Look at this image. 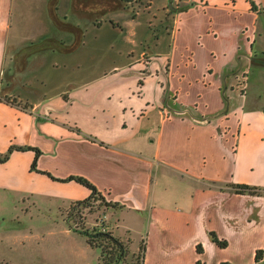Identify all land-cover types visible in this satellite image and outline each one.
<instances>
[{
  "label": "crops",
  "instance_id": "0c3cea01",
  "mask_svg": "<svg viewBox=\"0 0 264 264\" xmlns=\"http://www.w3.org/2000/svg\"><path fill=\"white\" fill-rule=\"evenodd\" d=\"M22 1L20 7L0 0V92L31 107L0 98V152L11 144L39 147L40 169L85 176L107 200L122 204L118 210L132 212L148 232L144 264H208L211 258L254 264L256 251L264 250V195L240 194L233 185L264 188V92L248 78L254 66L264 71L253 59L264 56V0H169L176 8L170 50L153 52L142 41L137 54L135 37L123 38L127 60L78 61L77 77L87 76L50 96L29 85L32 60L34 71H61V55L86 43L84 16L101 26V16L109 15L118 26L112 14L153 0H38L32 35L28 0ZM20 56L15 80L12 62ZM202 117L211 119L196 122ZM34 157L32 150H16L0 163V197L21 203L10 213L12 225L0 223V264H99L96 248L59 205L87 198L90 189L30 171ZM167 183L179 185L176 197ZM50 200L57 206L26 205ZM126 230L130 238L119 237L137 254L142 239L132 250ZM212 232L228 245L220 247Z\"/></svg>",
  "mask_w": 264,
  "mask_h": 264
},
{
  "label": "rangeland",
  "instance_id": "374dc122",
  "mask_svg": "<svg viewBox=\"0 0 264 264\" xmlns=\"http://www.w3.org/2000/svg\"><path fill=\"white\" fill-rule=\"evenodd\" d=\"M36 3L31 4V1L28 0V4L25 3L24 10L25 18L31 21L32 26L28 27V34L32 35L34 32L32 29L35 25L34 21L38 16V12L40 10L38 0H35ZM18 4L23 5L24 1L17 0ZM96 4V3H95ZM145 6V5H144ZM142 4L136 3L135 7L129 10V12L123 11L121 13L112 14L111 17H114L115 21H118V26H114L110 22V16L104 15L101 16L102 25H98L94 22L91 16H84L83 20V27L84 31L87 35L85 41L86 43L80 48L78 51L73 53L72 55H61V59L59 63L61 64L62 70H46L44 72V77L48 81L46 85L40 82L41 80V72L34 71V61L32 60L31 68L29 71V85L35 89H40L42 94L47 96L53 95L58 93L59 91L63 90H70V83L72 80L87 76L85 71L78 72V77L76 74V62H82V64H86L87 62H91V58L95 57V63L100 60V63L109 62V59L116 58V59H125L129 58L128 53L124 51V47L128 49V39L123 43V38H132L137 41V46L135 49L137 50V54L139 53L141 47L138 44L144 45L148 43L153 49V52H164L166 50H170L173 44V37L172 31L174 29L173 20L174 15L176 12L174 11V5H170V1L166 0H153V5L149 7H144ZM64 9H72L71 2L67 4V7L64 6ZM136 9V10H135ZM135 10V11H134ZM176 10V8H175ZM134 11V12H133ZM136 12V13H135ZM137 15V16H136ZM136 17V18H135ZM261 27V26H260ZM26 30V29H25ZM134 32V33H133ZM195 33V32H194ZM103 37L101 40L100 38L96 37ZM145 41V44L144 42ZM31 43V42H29ZM27 54V53H26ZM25 56L27 57V55ZM24 56H20V59H15L12 62L14 64L12 75L14 79L17 80V77L20 74V69L18 67V63L23 62ZM254 65H258L257 63H264V56L260 59L258 55L254 58ZM64 63H67L64 65ZM259 67H253L249 70L248 78L251 84V88L260 87V91L264 92V82H258L259 80H264V71H259ZM8 71V70H7ZM5 71V77H8V72ZM31 72V73H30ZM259 73V74H258ZM238 83L241 84L245 80V74H241L239 76ZM21 82V79H19ZM78 82V80H76ZM30 90L29 88L26 91ZM243 90V89H242ZM0 96L6 97L4 95V90H1ZM40 93L38 92V95ZM9 98L10 101H16V99ZM264 100V99H262ZM214 105H212L213 107ZM39 119H43L39 117ZM171 188H173V194L175 197L178 193L179 185L177 183H167ZM0 195L2 193L0 192ZM51 202L43 203L37 201V203H28L26 205H30L32 208L34 207H46V206H57V203H54L55 200H50ZM73 201L62 202L59 204L63 208L69 211L70 207L72 206ZM174 203L176 205H180L181 203V196L178 199H174ZM55 204V205H54ZM16 205H21L20 200H14L11 196H7L6 198L0 197V223L1 224H13L14 221L10 220V213L15 212L13 211ZM68 217V221L72 222L73 225L76 226H85L88 228H92L95 225H103L106 227L107 230H111L115 235L124 238L125 232L127 233L126 237L129 235L126 228H131L130 235L133 239L130 248L132 250H136L139 248L140 241L142 237L148 235L147 230L144 229L145 226L140 227L139 220L138 223L134 220L135 216L132 212H121L118 208H110L105 205V203L99 200H93L90 202L89 206H76V209L72 213L66 214ZM50 217L49 215L42 216L43 219H47ZM53 217V216H52ZM120 218L121 223L118 224L119 228H116L118 219ZM34 219H37V214L34 216ZM41 219V218H40ZM130 238V236H128ZM99 256V251L94 249V260L96 263V258ZM208 264H216L213 258H211Z\"/></svg>",
  "mask_w": 264,
  "mask_h": 264
},
{
  "label": "trees",
  "instance_id": "16d2710c",
  "mask_svg": "<svg viewBox=\"0 0 264 264\" xmlns=\"http://www.w3.org/2000/svg\"><path fill=\"white\" fill-rule=\"evenodd\" d=\"M251 7L254 11H258L257 6L253 1H251ZM1 99L6 100L8 103L11 104H18L22 108L29 109L31 107L28 103H17V101H10L5 99L4 97H0ZM79 131V130H78ZM26 151L32 150L35 152V157L30 165V171H35L38 173L46 174L53 180L61 181V182H68V181H76L90 189L91 194L83 199V200H76L72 202V206L70 207L68 213H72L76 206H89L90 202L93 200H99L107 207L110 208H121L123 207L118 201L107 200L106 197L102 194V192L97 188V186L91 182L88 178L82 175L71 174L67 177L61 178L53 175L48 170H42L38 166V159L43 151L36 146L31 145H18V144H11L10 147L4 151L0 152V163H4L8 161L11 154L14 151ZM234 190L240 194H257V195H264V188L259 186H253L249 184H234ZM70 226L77 232L84 235L87 239V242L94 248L99 251V264H144L145 258V251H146V239H142L140 248L137 254H130L128 243L123 241L119 236L115 235L111 230H107L105 226L95 225L92 228H88L85 226H76L73 225L72 222H69ZM213 240L220 246L226 247L228 245V241L225 239H220L215 232H212ZM198 252H202L201 245L199 244L197 247ZM197 264H200L198 261ZM220 264H232L229 261H223ZM254 264H264V250L258 249L255 255V262Z\"/></svg>",
  "mask_w": 264,
  "mask_h": 264
},
{
  "label": "water",
  "instance_id": "95a60500",
  "mask_svg": "<svg viewBox=\"0 0 264 264\" xmlns=\"http://www.w3.org/2000/svg\"><path fill=\"white\" fill-rule=\"evenodd\" d=\"M175 113H181V111H179V110H176L175 111ZM210 117H213V116H210ZM211 118H209V117H202V118H195V120H196V122H198V123H207L209 120H210Z\"/></svg>",
  "mask_w": 264,
  "mask_h": 264
}]
</instances>
